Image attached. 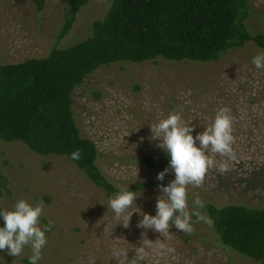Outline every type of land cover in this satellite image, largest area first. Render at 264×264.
I'll return each instance as SVG.
<instances>
[{"label": "rangeland", "instance_id": "obj_1", "mask_svg": "<svg viewBox=\"0 0 264 264\" xmlns=\"http://www.w3.org/2000/svg\"><path fill=\"white\" fill-rule=\"evenodd\" d=\"M114 0H90L69 33L57 43L64 23L66 0H0V65L44 58L54 47L67 48L92 35L93 23L107 14ZM252 16L248 26L264 32V0H248ZM264 53L253 43L236 49L217 62H120L100 67L74 93L73 110L81 134L100 152L99 167L119 189L137 192L142 212L155 215L160 185L175 179L171 170H151L142 157L160 158L164 151L150 139V125L178 114L201 133L221 109L233 119L234 142L226 155L209 152L213 166L199 186H187L193 230L185 234L174 226L162 236L137 227L134 213L129 227L108 208L113 196L96 187L66 157L41 156L22 143L0 140V171L7 189L0 208L12 210L19 200L44 203L40 227L51 224L47 245L38 264H264L225 246L216 234L206 204L264 206V69L252 63ZM199 142H197V146ZM150 189L134 190L139 184ZM199 199L203 208L193 209ZM135 204L130 211L139 210ZM163 243L165 247H161ZM143 247V259L137 257ZM123 249L127 257H116ZM168 249H173L169 251ZM30 246L16 258L1 252L6 264H29Z\"/></svg>", "mask_w": 264, "mask_h": 264}, {"label": "trees", "instance_id": "obj_2", "mask_svg": "<svg viewBox=\"0 0 264 264\" xmlns=\"http://www.w3.org/2000/svg\"><path fill=\"white\" fill-rule=\"evenodd\" d=\"M34 1L42 10L44 0ZM89 2L66 0L57 43L69 35ZM251 16L248 0H114L105 17L93 23L87 39L67 48L54 47L44 58L0 65V140L22 143L41 156L66 157L113 196L121 189L104 175L96 143L77 125L76 89L100 67L120 62L212 63L249 43L264 51V32L251 31L247 23ZM77 150L80 159H71ZM141 162L155 171L169 167L165 153L160 158L146 155ZM7 183L0 171V199ZM153 186L139 184L133 189ZM205 208L225 246L264 260V206L208 203ZM0 264L6 263L0 258Z\"/></svg>", "mask_w": 264, "mask_h": 264}, {"label": "clouds", "instance_id": "obj_3", "mask_svg": "<svg viewBox=\"0 0 264 264\" xmlns=\"http://www.w3.org/2000/svg\"><path fill=\"white\" fill-rule=\"evenodd\" d=\"M252 63L257 69H264V53L254 56ZM150 130V139L159 141L156 146L164 151L169 161V167L158 174L157 180L164 181L170 170L175 174V179L167 186L160 185L163 195L157 197L156 214L153 216L142 212L136 204L139 197L137 192L125 189L109 200L107 208L115 214L117 220L122 221L120 225L125 228L129 227L133 214L139 213V228L152 230L162 236L169 235L173 226L185 234L191 233L192 216L196 215L200 219L203 217L194 210L190 212L187 186H199L202 183L206 172L213 166L209 152L220 155L232 152L233 119L228 114V109H221L211 125L194 137V127L185 124L178 114H171L150 125ZM70 158L80 159L79 150L73 152ZM134 204L139 210L130 211ZM203 207L204 204L199 199L193 202V209ZM43 211V201L33 205L23 199L17 201L12 210L0 208V218L4 221V226L0 227V252L18 258L24 248L30 246L32 256L29 264H38L42 259V249L48 243L46 233L51 231V224L40 227ZM160 246L165 247L163 243ZM113 254L116 257H127L123 249H114ZM137 257L143 259V247L138 249ZM90 264L93 262L90 261Z\"/></svg>", "mask_w": 264, "mask_h": 264}]
</instances>
